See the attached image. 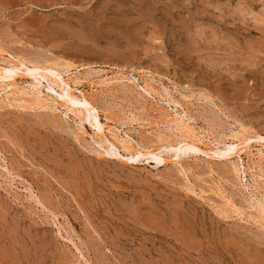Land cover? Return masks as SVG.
Wrapping results in <instances>:
<instances>
[{
  "label": "rangeland",
  "instance_id": "1",
  "mask_svg": "<svg viewBox=\"0 0 264 264\" xmlns=\"http://www.w3.org/2000/svg\"><path fill=\"white\" fill-rule=\"evenodd\" d=\"M0 53L29 67L16 84L31 96L0 102V264H264V212L249 209L264 208V142L242 161L172 150L264 138V0H0ZM30 63L69 66L116 147ZM109 131L164 162H133Z\"/></svg>",
  "mask_w": 264,
  "mask_h": 264
},
{
  "label": "bare ground",
  "instance_id": "2",
  "mask_svg": "<svg viewBox=\"0 0 264 264\" xmlns=\"http://www.w3.org/2000/svg\"><path fill=\"white\" fill-rule=\"evenodd\" d=\"M1 53H3V52H1ZM0 53V54H1ZM12 59V58H11ZM2 60H3V58H2ZM5 60H7V59H5ZM4 61V60H3ZM8 61H11L10 59H8ZM16 61H17V59H16ZM20 61V60H19ZM13 62H15V61H13ZM22 61H20V63L19 64H12L11 62V64H9V65H4V66H2V65H0V98L2 99V100H0V102H4L5 103V101H13L14 102V98L12 97V96H15L16 97V95H17V99H19V101L23 98V99H25V100H29L28 99V97H31L29 94L30 93H28V92H26L24 89H20L19 91H18V87H17V84H16V78H19V77H25V78H27L28 79V75H29V73H28V75L25 73V71L27 72L28 70H29V67H27V65L26 64H24V63H21ZM58 62V61H57ZM28 64V63H27ZM30 64H32L31 65V67L33 68L32 69V71H34V72H38V75L37 76H39L40 77V79H42V80H44V81H46L47 82V84H48V86H49V89L52 91V93H54L53 92V90L54 89H59L60 91H61V93H63V96H60V95H56V94H54V95H56L57 96V98L59 97L60 99H61V102L59 103V102H57V100H54V104H56V105H59V106H63V107H65L67 110L66 111H68V112H71L73 115H74V117H77L78 118V121H81L80 122V124L82 123V120L84 119V118H86L85 120L87 121V119H89V121H90V119L92 120V123L94 124L93 126H95L96 127V132L94 131V136H99V137H102V138H104V142L107 144V146L108 147H111L112 149L113 148H115L116 147V145H114V144H112V143H114V142H111L110 143V141L108 142L106 139H105V137H104V131H105V129H106V124H103V123H101L100 122V120H99V112H98V110L96 109V107H94L92 104H91V102L89 101V98H88V96H85V94L84 93H82L81 91H79V94L78 95H76L75 94V92H74V90H73V88H72V86H71V84H74V80L76 81V83L75 84H77V81H78V77L72 72H70L71 70H70V67L69 66H67V65H61L62 66V68H61V66L58 64V65H50V66H43V65H40V64H33V63H30ZM57 64V63H56ZM72 67V66H71ZM31 69V68H30ZM31 71V70H30ZM76 73V72H75ZM94 75V74H93ZM117 75V74H116ZM52 78H51V77ZM89 76V75H88ZM106 76V75H105ZM35 77H36V75H35ZM35 77H33L32 78V80H33V82L31 81L30 82V84L28 85L29 87H32V89L33 88H35L37 85H41V80H37ZM30 78H31V76H30ZM103 78H105V77H103ZM107 78V77H106ZM125 78V77H124ZM124 78L123 77H120V78H112V79H110V80H105V81H99V82H101V84L103 85V84H109L110 82H112L113 81V83L114 82H122L123 80H124ZM86 78H84V80H85ZM82 81H83V79H81ZM135 80V79H134ZM81 81V82H82ZM128 81V80H127ZM153 81V80H152ZM43 82V81H42ZM128 82H130V81H128ZM80 83V82H79ZM112 83V84H113ZM44 84V83H43ZM100 84V83H99ZM111 84V83H110ZM130 84V83H129ZM147 84V83H146ZM149 84H147V86H148ZM74 86V85H73ZM98 86V85H97ZM104 86V85H103ZM135 86V85H134ZM152 86V85H151ZM27 87V86H26ZM75 87H77V86H75ZM19 88H22V87H19ZM40 88V87H39ZM47 88V87H46ZM136 88V87H135ZM152 88V87H151ZM44 89V88H43ZM153 89H154V91L156 90L154 87H153ZM152 89V90H153ZM27 90H28V87H27ZM45 90V89H44ZM48 90V89H47ZM76 90V89H75ZM164 90H166V89H164ZM163 90V91H164ZM30 91V90H29ZM33 91H34V89H33ZM38 91V90H37ZM51 91H48V92H51ZM77 91V90H76ZM144 91L152 98V99H155V94L154 93H157V92H154V91H151V90H149V88H147V87H145L144 88ZM40 92H42V91H40ZM58 92V91H57ZM154 92V93H153ZM32 94H34L32 91H31V95ZM39 94H41V93H38L37 95H35V97H33V95H32V98H34V99H32V100H35L36 102L37 101H39L40 99H44V98H40V95ZM159 94V93H158ZM42 95V94H41ZM44 95H47L46 93L44 94ZM43 95V96H44ZM18 96L21 98H18ZM42 96V97H43ZM165 96H168V95H165ZM10 97L13 99V100H10ZM26 97H27V99H26ZM48 99H49V95H48V97H47ZM56 98V97H55ZM163 98V97H162ZM165 98H168V97H165ZM4 99H6L5 101H4ZM59 99V100H60ZM171 99V98H170ZM31 100V99H30ZM47 100V99H46ZM50 100V99H49ZM167 100H169V99H167ZM17 101V100H16ZM18 101V102H19ZM44 101V100H43ZM155 101V100H154ZM165 101H166V99H165ZM172 101V100H171ZM21 102V101H20ZM24 102V101H23ZM26 102V101H25ZM36 102H35V104H36ZM40 102H42V100L40 101ZM48 102V101H47ZM164 102V101H163ZM173 102V101H172ZM49 103V102H48ZM14 104V103H13ZM16 104V103H15ZM20 104V103H19ZM22 104V103H21ZM20 104V105H21ZM27 104V103H26ZM51 104V103H50ZM178 104V103H177ZM10 105V104H9ZM12 105V104H11ZM37 105V104H36ZM38 105H39V103H38ZM37 105V106H38ZM42 105V104H41ZM169 105H172V104H169ZM176 104H174V106H175ZM23 106V105H22ZM21 106V107H22ZM50 106V105H49ZM173 106V107H174ZM179 106V105H178ZM182 106V105H181ZM25 107V106H24ZM39 107H40V105H39ZM47 106H45V108H46ZM52 107V106H51ZM58 107V106H57ZM80 107H82L83 109H81ZM50 108V107H49ZM49 108H47V109H49ZM53 108V107H52ZM61 108V107H60ZM176 108H178V107H176ZM54 109H55V107H54ZM173 109V108H172ZM171 109V110H172ZM56 110V109H55ZM175 110V109H174ZM53 110H51V112H52ZM174 112V111H173ZM67 113V112H66ZM106 113V112H105ZM70 114V113H69ZM173 115H174V120H173V118H172V120H170V121H172V123L171 124H174V126L176 127V133L177 132H179V133H182L183 134V132H185L186 134H188L189 135V133H190V128H189V126H188V124L186 123L187 122V119L186 120H184V116L182 115L181 116V114H180V112L178 111V110H175V112L173 113ZM66 116V115H65ZM106 117V116H105ZM191 117V116H190ZM76 118V119H77ZM107 118V117H106ZM105 119V118H104ZM88 121V122H89ZM105 121V120H104ZM91 122V121H90ZM105 123V122H104ZM107 123V122H106ZM90 125H91V123H89ZM141 125V124H140ZM89 126V125H88ZM92 127V126H91ZM94 127V128H95ZM82 128V127H81ZM92 129V128H91ZM108 129H109V125H108ZM111 129H113V128H111ZM93 130V129H92ZM174 130V129H173ZM192 130H193V128H192ZM194 132H195V130H194ZM193 132V133H194ZM108 132H106V134H107ZM175 133V134H176ZM197 133V132H196ZM210 133V132H209ZM240 133V132H239ZM109 134L111 135V137L116 141V143L118 144H120V145H122L121 147L122 148H124V150H125V152H126V154H130V155H132V154H135V155H137L138 156V158L137 159H133V162H137L138 161V159H140V158H150V159H154L155 161H156V164H161V163H163L164 162V160H162L160 157H159V155L161 154V149L160 150H158L156 153H154V152H152L151 150L150 151H148V152H146V153H142L141 151H131V149H130V151H128L127 149H125V148H127V147H129L130 146V143H129V140L127 141V140H124V139H122L120 136L118 137V135L116 134V133H113L112 131L110 132L109 131ZM197 135V134H196ZM234 134H232V136H233ZM238 135V134H237ZM181 136V135H180ZM183 136H184V138H183ZM231 136V135H230ZM239 136V135H238ZM232 137V138H229L230 139V141H228L227 143L226 142H224V141H222V142H218V144H221V145H223L224 147H223V149H220L219 151L218 150H216V151H218L220 154H217V152H209V153H212V154H208V153H204V152H202L199 148H197V146L195 145V140H193V137L191 138V136L189 137H185V135H182V138L183 139H181L180 141H178L177 143H175V145H174V148L172 149L173 151H174V154H173V158L175 159L174 161H175V163H181L180 162V157H179V152L181 151V153L182 152H184V151H182L181 149H186V150H188V151H191V152H194V153H196V154H199V153H202V155L204 154V155H206V156H209V157H211V158H213L214 157V155H219L220 157H223V158H226V159H228V158H238L240 161H242L243 159H241V157L243 156V155H245L246 157H254L255 158V155L253 154V152H252V150H253V148H254V143H258V141H257V139H261L263 142H264V138H255V136H254V138L252 137H245V136H243V135H240V137ZM241 136H243V137H241ZM200 137H203V136H201L200 135ZM208 137V136H207ZM210 137V136H209ZM257 137V136H256ZM98 138V137H97ZM107 138V137H106ZM128 138V137H127ZM188 138H189V140H190V142L188 141ZM191 138V139H190ZM204 138V137H203ZM194 139H195V137H194ZM198 139V138H197ZM200 139V138H199ZM206 139H208V138H206ZM225 139L227 140V138L225 137ZM98 140V139H97ZM213 140H215L216 141V138L215 139H213ZM101 141V140H100ZM164 141V140H163ZM177 141V140H176ZM200 141V140H199ZM201 141H202V139H201ZM200 141V142H201ZM99 142V141H98ZM97 142V143H98ZM199 143V142H198ZM138 144V143H137ZM197 144V143H196ZM200 144V143H199ZM99 145V144H98ZM101 145H105V144H102L101 143ZM140 145V144H139ZM168 145V144H167ZM170 145H171V143H170ZM201 145V144H200ZM209 145V144H208ZM213 145V144H212ZM217 145V144H216ZM260 145H261V147H262V149L260 148V149H258V153H256V155L258 156V158H259V160L258 161H261V163L263 162L264 163V143H260ZM100 146V145H99ZM106 146V145H105ZM172 146V145H171ZM205 146V145H204ZM210 146V145H209ZM258 146V145H257ZM131 147V146H130ZM164 147H165V145H164ZM206 147V146H205ZM260 147V146H259ZM104 148V147H103ZM105 149V148H104ZM109 149V148H108ZM129 149V148H128ZM143 149V148H142ZM141 149V150H142ZM166 149V148H165ZM169 149V148H168ZM167 149V150H168ZM171 149V148H170ZM203 149V148H202ZM212 149V148H211ZM110 150V149H109ZM132 150H133V148H132ZM208 150V149H207ZM173 151H171V152H173ZM187 151V152H188ZM206 151V150H205ZM112 152V151H111ZM114 153H115V151H113ZM165 152V151H164ZM163 152V153H164ZM170 152V151H169ZM108 153V152H107ZM113 154V153H112ZM126 156V155H125ZM131 157V156H130ZM216 157V156H215ZM217 158H219V157H217ZM122 159V158H121ZM130 159V158H129ZM256 159V158H255ZM127 160V159H126ZM132 160V159H131ZM236 160V159H235ZM239 160H237L238 162H239ZM236 161V162H237ZM235 163V162H234ZM233 163V167H234V170L235 171H237V170H239L237 167L239 166H236L235 164ZM249 163V162H248ZM252 164V163H251ZM251 164L249 163V165L251 166ZM242 165V164H241ZM240 165V166H241ZM247 165V164H246ZM256 165V164H255ZM258 165V164H257ZM236 166V167H235ZM253 166V165H252ZM257 167V166H256ZM255 167V168H256ZM259 167V166H258ZM211 168V167H210ZM241 169H244V167L243 166H241L240 167ZM252 168V167H251ZM251 168H247V169H245V171L246 170H250ZM232 169V168H231ZM252 169H254V168H252ZM251 169V170H252ZM257 170H259V168L258 169H256V171ZM240 171V170H239ZM212 172V171H211ZM243 172V171H242ZM248 172V171H247ZM246 172V173H247ZM257 172H259V171H257ZM187 172H185V174H186ZM244 173V172H243ZM245 173V174H246ZM253 173H254V170H253ZM252 172H251V174L250 175H252V179H254L253 178V175L254 174H256V172L253 174ZM264 173V172H263ZM211 174V173H210ZM241 174V173H240ZM245 174H243V175H245ZM260 174V173H259ZM209 175V174H208ZM237 176L239 175V174H236ZM255 176V175H254ZM257 176H258V174H257ZM251 178V177H250ZM259 179H262V180H264V178H263V176H260L259 175V177H258ZM251 179V180H252ZM257 180V179H256ZM216 181V180H215ZM253 181V180H252ZM259 182H261L262 183V181H259ZM258 182V183H259ZM255 183V182H254ZM254 183H252V184H254ZM207 184V183H206ZM262 185V184H261ZM253 186V185H252ZM258 189V188H257ZM217 190V189H216ZM257 191V190H256ZM207 193V192H206ZM211 193V192H210ZM213 193V192H212ZM263 193V192H262ZM220 194V193H219ZM250 195V194H249ZM219 199V198H218ZM256 202V203H255ZM255 202H253V201H250V203H249V209H251V210H253L254 212L256 211L257 213L259 212V214H260V212L261 213H263L264 211V208H263V205H262V203H260V201H255ZM225 203V202H224ZM230 206V205H229ZM234 209H235V207H234ZM263 209V210H262ZM239 212V211H238ZM255 212V213H256ZM238 215V214H237ZM263 215V214H262ZM243 216V215H242ZM240 217V216H239ZM260 217V216H259ZM253 218V217H252ZM264 219V218H263ZM261 223V222H260ZM261 227V226H260Z\"/></svg>",
  "mask_w": 264,
  "mask_h": 264
}]
</instances>
